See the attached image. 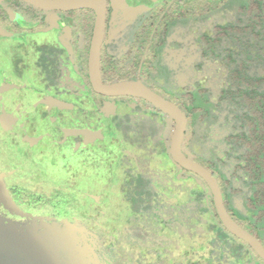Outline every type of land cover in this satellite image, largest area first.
<instances>
[{
    "label": "rangeland",
    "instance_id": "rangeland-1",
    "mask_svg": "<svg viewBox=\"0 0 264 264\" xmlns=\"http://www.w3.org/2000/svg\"><path fill=\"white\" fill-rule=\"evenodd\" d=\"M108 1L103 48L116 55L126 52L143 18L165 2ZM17 2L33 10H10L12 25H0V264H188L199 258L234 264L231 245L208 230L192 204L184 170L151 143L150 132H141V125L152 124V107L138 111L135 100L106 99L88 90L86 71L73 51L72 19ZM229 17L217 14L173 28L162 55L173 74L171 82L162 78L163 86L154 85L160 96L172 98L178 90L202 87L217 101L228 84L227 69L203 58L199 36L213 33V25ZM52 66L57 76L47 71ZM27 90L44 96L40 105L29 109L15 99L20 107L15 108L2 95L8 91L19 97ZM55 104L60 109L49 106ZM72 109L81 113L78 120ZM83 114L99 129L90 125V131L80 124L89 125ZM225 114L214 125L197 124V140L191 141L190 150L197 148L205 159L221 156L230 173L234 162L225 154L223 138L232 127ZM166 121L162 136L169 146L174 123L169 116ZM138 173L159 193L154 201L164 206L162 217H172L159 224L161 229L156 212L132 214L125 200L123 184H129L128 174ZM233 180L241 203L249 189L242 179ZM173 194L176 198L169 199ZM161 233L167 241L177 237L173 242L178 245L172 248L180 249L166 261L153 250V238ZM185 241L194 246L188 254L183 253ZM148 242L152 248L145 251Z\"/></svg>",
    "mask_w": 264,
    "mask_h": 264
},
{
    "label": "trees",
    "instance_id": "trees-1",
    "mask_svg": "<svg viewBox=\"0 0 264 264\" xmlns=\"http://www.w3.org/2000/svg\"><path fill=\"white\" fill-rule=\"evenodd\" d=\"M17 1L20 0L0 2V25L5 26L13 22L10 10L16 13L33 10L21 8ZM22 1L30 4L26 0ZM30 6L39 8L32 4ZM217 14H222V16L229 14L231 19L214 24L213 33L203 32L199 37L204 46L203 58H209L211 62L218 61L227 69V86L220 90L217 101L211 99L210 89L202 87L197 90H178L176 95L168 99L177 103L188 116L183 151L193 162L214 175L220 185L223 201L230 215L241 228L258 239L264 246V0H165L152 10L149 17L140 22L137 34L124 54H112L102 47V76L105 83L138 82L143 77L153 90L156 84L163 86L159 82L162 78L167 83L171 82L169 78L173 71L163 62L162 58L164 48L169 43L170 32L175 26L192 21L203 22ZM65 15L73 18V51L77 53L75 58L80 61L83 71H86L84 80L89 84L88 90L106 99H120L116 96L106 97L96 93L89 79L88 57L96 17L94 11L79 9L65 12ZM79 34H83L82 47H79ZM47 71L52 72L53 77L58 75L53 66ZM121 98L127 101L135 100L138 111L145 110L147 106L152 107V124L141 125V132L144 135L150 132L152 134L151 143H157L160 149H163V153L170 155V146H167L162 136V129L165 124H168L167 115L143 99ZM224 112L227 113L225 121L232 127L231 132L223 138V142L228 146L225 154L234 162L230 173L229 168H225L226 161L221 156L214 159L209 158V160L205 159L204 157L207 156L200 154L197 148L196 151L190 150L191 141L197 140V124L201 122L214 125ZM153 119L158 122L155 123ZM122 127H125L124 123ZM215 165L218 167L216 170L212 169ZM182 169L184 170L182 173L188 176L186 181L190 183L188 186L192 196L190 200L195 202L192 204L200 212V217L206 220L208 230L216 234V237L224 243L231 245L234 264H264V260L247 242L237 238L225 228L217 214L211 190L205 181L190 170ZM128 176L126 180H130L129 184H126V188L123 184V189L125 200L129 202L127 204L132 207V214H142L152 209V212H156L158 216L157 225L160 223L163 225L172 219L171 217L165 220L162 217L164 206L154 201L159 193L149 189V179L141 173L128 174ZM233 179H242L249 189L241 203L236 198L240 189L235 187ZM175 198L174 194L173 197H169V199ZM161 225H159L160 229ZM173 239L178 238L173 237ZM173 239L167 241L163 233L153 238V243H156L153 250L157 251L160 260L166 261L180 250L172 248ZM187 240L190 239L187 238ZM187 244L185 241L183 246V253L186 254L189 253V248L194 247L190 243ZM174 245L177 246L178 243L175 242ZM148 247L152 248V243L143 246L145 251ZM199 247L202 248L203 245ZM133 255L129 253L128 257L132 259ZM188 264H212V261L206 259L203 262L200 258L191 259Z\"/></svg>",
    "mask_w": 264,
    "mask_h": 264
},
{
    "label": "water",
    "instance_id": "water-1",
    "mask_svg": "<svg viewBox=\"0 0 264 264\" xmlns=\"http://www.w3.org/2000/svg\"><path fill=\"white\" fill-rule=\"evenodd\" d=\"M36 7L47 10L72 11L90 9L95 12L93 35L88 57V74L94 91L106 97H134L146 100L168 114L175 122L170 141V155L182 168L200 176L211 190L217 214L225 228L237 238L247 242L257 255L264 260V246L254 236L246 232L228 212L223 201L217 179L207 169L193 162L183 151V141L188 126L186 113L175 102L160 96L144 82L105 83L101 70V49L105 39L107 23V0H26Z\"/></svg>",
    "mask_w": 264,
    "mask_h": 264
},
{
    "label": "flooded vegetation",
    "instance_id": "flooded-vegetation-1",
    "mask_svg": "<svg viewBox=\"0 0 264 264\" xmlns=\"http://www.w3.org/2000/svg\"><path fill=\"white\" fill-rule=\"evenodd\" d=\"M29 6H30V4H29ZM39 9H42V8H39ZM43 10H46V11H56V12H59V13H61V14H64V16H66L65 15V12L64 11H59V10H47V9H43ZM107 12H108V8H107ZM95 13V12H94ZM96 16V15H95ZM66 17H70V16H66ZM71 19H72V21H73V18L72 17H70ZM96 18V17H95ZM145 18V17H144ZM143 18V19H144ZM107 19H108V13H107ZM71 21V22H72ZM72 27H73V22H72ZM106 27H107V23H106ZM93 35V34H92ZM105 37H106V30H105ZM105 40L106 39H104V42H105ZM104 44V43H103ZM103 47V46H102ZM101 54H102V49H101ZM102 56V55H101ZM102 58V57H101ZM103 77V76H102ZM142 78V77H141ZM28 91V92H27ZM27 91H25V93H27V95L26 94H24V93H22V95H19V97H17V95H15V94H13V93H11V92H8V91H3L2 92V95H3V97H4V99L7 101V103H9V104H11V106H13V107H15V108H20L17 104H16V101H15V99L17 100V99H19V100H21V101H24V103H25V105H27L26 106V108H29V109H31V108H33L35 105H40L41 104V101H43V98H44V96H42L41 94H39V93H31L30 91H32V90H27ZM9 96V97H8ZM118 98H121V97H118ZM11 99H13L14 101H11ZM14 103V104H13ZM50 107H52V108H55V109H60V105L59 104H55L54 106L55 107H53L52 105H49ZM72 112H73V115L76 117V119L78 120V117L77 116H80L81 117V113H76V110L75 109H72ZM84 116H86L87 117V119H89L88 121H89V125H86L85 123H82L81 121H80V124H82V125H84L85 126V128H87L88 130H89V127H90V125L92 126H97L95 123H93V120L92 119H90L86 114H83ZM98 127V126H97Z\"/></svg>",
    "mask_w": 264,
    "mask_h": 264
},
{
    "label": "clouds",
    "instance_id": "clouds-1",
    "mask_svg": "<svg viewBox=\"0 0 264 264\" xmlns=\"http://www.w3.org/2000/svg\"><path fill=\"white\" fill-rule=\"evenodd\" d=\"M140 81H142V82H144L146 85H148L147 83H146V81L144 80V78L142 79L141 78V80ZM139 82V81H138ZM160 84H162V83H160ZM149 86V85H148ZM150 87V86H149ZM151 88V87H150ZM152 89V88H151ZM153 90V89H152ZM153 91H155V90H153ZM156 92V91H155ZM157 93V92H156ZM158 94V93H157ZM163 97V96H162ZM166 98V97H165ZM168 99V98H167ZM170 100V99H169ZM146 101V100H145ZM177 104V103H176ZM180 107V106H179ZM162 111V110H161ZM166 114V113H165ZM167 116H169L168 114H166ZM188 117V116H187ZM171 118V117H170ZM172 119V118H171ZM171 122H173L174 123V127H175V122H174V120L172 119V121ZM188 127V126H187ZM98 129H99V127H97ZM90 130V129H89ZM91 131V130H90ZM187 132V131H186ZM186 136V135H185ZM170 146V145H169Z\"/></svg>",
    "mask_w": 264,
    "mask_h": 264
}]
</instances>
